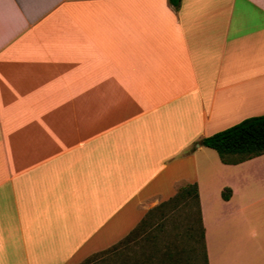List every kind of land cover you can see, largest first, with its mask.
I'll use <instances>...</instances> for the list:
<instances>
[{
  "label": "crops",
  "instance_id": "obj_1",
  "mask_svg": "<svg viewBox=\"0 0 264 264\" xmlns=\"http://www.w3.org/2000/svg\"><path fill=\"white\" fill-rule=\"evenodd\" d=\"M263 114L264 0H0V264L80 262L186 184L208 264H264V154L200 144Z\"/></svg>",
  "mask_w": 264,
  "mask_h": 264
},
{
  "label": "trees",
  "instance_id": "obj_2",
  "mask_svg": "<svg viewBox=\"0 0 264 264\" xmlns=\"http://www.w3.org/2000/svg\"><path fill=\"white\" fill-rule=\"evenodd\" d=\"M180 2L181 0H168V3L174 9H178ZM200 144L214 150L221 163L226 165L239 164L260 156L264 154V114L244 119L232 127L207 136L201 140ZM229 193L228 189L223 190L221 193L222 198L228 200ZM188 201H193L195 204L197 219L196 228H190L186 232L187 240L196 244L188 247L190 250L185 251L187 255L185 259L189 260L190 257L195 259L198 264H208L205 231L196 184H186L180 187L173 197L148 210L135 228L123 239L108 249L92 254L90 257H94L91 260L87 259L80 264H94L92 262L101 256H109L110 259L115 258L117 261L115 264H180V258L176 259L175 254L171 252L168 246L163 251L160 250L161 247L157 248L156 252L160 251V255L155 257L156 253L147 251L146 243L151 242V245H156V238H151L152 234L149 232L151 228L155 227L152 223L153 212H156L159 219H161L166 214L164 213L165 210L170 206L186 204ZM137 241H139V255L136 256L135 252H132L133 255H131L129 247Z\"/></svg>",
  "mask_w": 264,
  "mask_h": 264
},
{
  "label": "rangeland",
  "instance_id": "obj_3",
  "mask_svg": "<svg viewBox=\"0 0 264 264\" xmlns=\"http://www.w3.org/2000/svg\"><path fill=\"white\" fill-rule=\"evenodd\" d=\"M155 206L156 205H154L150 209H153ZM164 213L166 214L161 219H159V217L157 216L158 214H156V212H153L152 214V217H153L152 223H154L155 227L151 228L149 232L152 234L151 238H156L155 239L156 245L155 246L151 245V242L149 244L146 243L147 251L148 252L152 251L154 254L156 253L155 257H159L160 251L156 252L157 248L161 247L160 250L163 251L165 247L168 246L171 252L175 254L176 259L180 258V264H198V262H196V260L193 258L189 257V260L185 259L187 258L185 251L190 250L188 247L195 246L196 244L195 242H191L187 240V234H186L188 229L196 228L195 223H196L197 215H196L195 204L193 203V201H190V202L188 201L186 204H180V205H174V206L172 205L168 209H166ZM139 241H137L136 243H132L130 245L131 247H129L130 248L129 250L131 252V255H133L134 252L136 256L139 255V251H138ZM228 247L229 246H227V248ZM235 250L237 249H234L231 247L227 250V252L223 253V255L222 253L221 254L219 253L220 260H217V264H224L223 263L224 261L222 260V258L225 257L226 255H230L233 252H236ZM90 256L91 255L87 256L80 262H76L73 264H80V263H83L85 260L87 259L91 260L94 257V256L93 257H90ZM116 262L117 261L115 258L110 259L109 256H101L97 258L95 261H93L92 263L94 264H115Z\"/></svg>",
  "mask_w": 264,
  "mask_h": 264
},
{
  "label": "bare ground",
  "instance_id": "obj_4",
  "mask_svg": "<svg viewBox=\"0 0 264 264\" xmlns=\"http://www.w3.org/2000/svg\"><path fill=\"white\" fill-rule=\"evenodd\" d=\"M236 247L235 250L236 252H233L230 255H226L225 257L222 258V260L224 261V264H247L248 262V258L247 256H245V254H243L242 252H240L239 247H237L236 245L234 246Z\"/></svg>",
  "mask_w": 264,
  "mask_h": 264
}]
</instances>
